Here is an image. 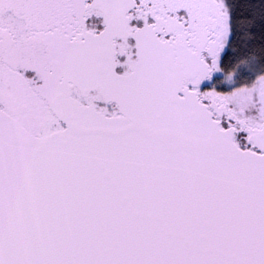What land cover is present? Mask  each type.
Returning <instances> with one entry per match:
<instances>
[{"label": "snow or ice", "instance_id": "1", "mask_svg": "<svg viewBox=\"0 0 264 264\" xmlns=\"http://www.w3.org/2000/svg\"><path fill=\"white\" fill-rule=\"evenodd\" d=\"M264 0H0V264H264Z\"/></svg>", "mask_w": 264, "mask_h": 264}, {"label": "trees", "instance_id": "2", "mask_svg": "<svg viewBox=\"0 0 264 264\" xmlns=\"http://www.w3.org/2000/svg\"><path fill=\"white\" fill-rule=\"evenodd\" d=\"M259 3V0H256ZM251 49L259 56L262 50H264V35L261 34L259 25H257V32L253 44L250 46Z\"/></svg>", "mask_w": 264, "mask_h": 264}]
</instances>
